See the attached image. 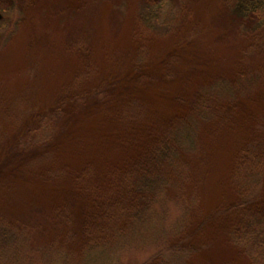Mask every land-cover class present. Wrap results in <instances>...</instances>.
Wrapping results in <instances>:
<instances>
[{
    "label": "rangeland",
    "instance_id": "obj_1",
    "mask_svg": "<svg viewBox=\"0 0 264 264\" xmlns=\"http://www.w3.org/2000/svg\"><path fill=\"white\" fill-rule=\"evenodd\" d=\"M235 4L0 0V151L21 143L28 162L38 166L36 180L0 176V213L30 224L34 242L71 251L78 260L88 244L128 245L113 231L128 236L129 211L145 204L131 190L142 173L139 160L189 117L191 105L200 102L199 89L252 75L257 82L251 95L209 103L217 116L199 128L195 156L181 155L183 179L170 166L161 169L171 185L165 199L152 205L155 218L145 234L129 235L132 247L93 256L94 264H161L163 257H175L168 250L151 259L167 243L199 251L184 264H252L228 238L244 213H218L242 198L235 175L238 165L247 167L239 163L242 148L254 141L264 146V28L254 30L262 12L238 17L231 11ZM91 94L96 96L78 105L69 101ZM54 147L60 157L49 160L54 165L46 172L56 176L43 181H62L58 193L37 180L43 154ZM204 215L209 220L199 229ZM162 229L170 232L165 241Z\"/></svg>",
    "mask_w": 264,
    "mask_h": 264
},
{
    "label": "trees",
    "instance_id": "obj_2",
    "mask_svg": "<svg viewBox=\"0 0 264 264\" xmlns=\"http://www.w3.org/2000/svg\"><path fill=\"white\" fill-rule=\"evenodd\" d=\"M231 11L236 16L244 18L247 17L249 12H262V18L258 21L257 26L254 27V30L264 28V0H236V4ZM244 77L240 76L237 81L230 78H221L217 82L207 86V88L199 89L198 94L200 95V102H198V100L196 104L191 105L189 117L178 123L174 128L168 130L166 135L163 136L161 145H158L153 152H146L144 158L139 160L143 168L142 173L136 175L133 178L134 180L131 181V190L136 194H140L141 200H143L145 204L140 209L129 211V223H131L129 235L137 234L136 236H131L132 238L129 237V239L133 240L138 235L143 236L145 234L146 227L149 223H152L155 218L152 209L153 206L158 203V201H163V199H165L164 189L171 185V180L166 176L167 174L165 175L166 171H162L161 169L170 166L177 171L180 180L183 179L182 176L184 175V171L181 165L184 163L180 161L181 155L187 156L188 158L192 155L195 156L198 150L197 141L199 138V128L205 123H209L210 120H215L217 116L216 112L211 111L209 107V103L212 102L211 100L216 99L219 101L220 99H227L238 101L240 97L251 95L248 91L251 89L254 90L257 77L252 75ZM93 96L96 95L91 94V96L89 95L87 98L79 97L70 99L69 101L73 105H78L85 100L92 99ZM259 129L264 131V127H259ZM9 144L10 143H7L5 150L0 151V176L4 177L1 181L7 180V178L10 177H14L16 180L19 178V180L22 181L26 180V177L30 179L34 176L37 177L34 170L37 169L38 166L28 162V159L31 158L29 157L30 154L21 150L24 148H21V143L17 144L15 147L14 144ZM263 147V145L261 146L254 141L242 148V155L239 163L242 165L245 164L247 167L241 168L238 165L235 174L237 177L236 183L237 186H239L238 191L242 198L231 208L224 209L223 212H218L224 217H228V215L232 214L234 211L244 213L240 216L239 220L237 219L238 221L232 227V230L229 231L228 238L230 240L229 243L235 250L249 256L248 258L252 264H264V206L262 208L254 206L255 203L264 202V199L261 200L260 195L263 175L257 169L261 159L260 151L264 152ZM54 148L55 152H46L43 154L45 155L43 157L46 159V163L44 167L41 166V175L37 180L44 183L46 190L58 193L65 185L62 181L58 182L52 179L43 181L44 176L47 179L56 176V172L53 170L46 172L48 170L47 168L54 165L49 162V160L53 158L57 161L58 156L60 157V155L56 153L57 147ZM11 181L14 182L13 180ZM44 186L42 187L44 188ZM41 192L40 194L45 196L44 191ZM28 193L32 195L31 192ZM37 196L39 197V195ZM174 201L178 204L180 203L178 200ZM7 202H4L2 205L8 206ZM24 204L27 210L30 211L31 205L26 202H24ZM21 208L24 207L22 206ZM246 209H251V212H245ZM8 212L10 213L11 210ZM188 216L189 212L187 210L181 214L179 220L182 222V227L187 225L185 219H187ZM208 216L209 215H204V220L201 222L199 229L209 220L207 218ZM21 221H24V219ZM32 230L33 227H31L30 224L26 222L20 224L16 223L7 217V214L3 212L2 214L0 213V264H77L78 261L81 262L80 264H94L95 261L93 256L98 251H101L100 253L103 255L108 249L115 251L117 248L132 247L129 240L127 241L129 235L124 236L117 231H113L114 237H118V239L121 238L120 240H124L125 244L128 245L116 244L117 246H115L110 242L88 244L85 252H82V258L78 260L76 255L74 256L71 251L63 248L61 249L60 247L58 248L57 246L50 247L49 244L44 242L42 244L34 242ZM160 232L161 238L165 241L170 232L165 229L160 230ZM75 243L74 240L68 246L74 247ZM78 246L82 247L81 240ZM168 250L175 253V257L170 260H167L164 253ZM194 253H199V251L185 250L182 246L178 245L169 247L166 243V245H163L153 257L151 256V259L158 255H160V257L163 255L165 257H163L161 264H184L187 257ZM150 261H146L143 264L150 263Z\"/></svg>",
    "mask_w": 264,
    "mask_h": 264
},
{
    "label": "water",
    "instance_id": "obj_3",
    "mask_svg": "<svg viewBox=\"0 0 264 264\" xmlns=\"http://www.w3.org/2000/svg\"><path fill=\"white\" fill-rule=\"evenodd\" d=\"M2 18V14L0 13V19Z\"/></svg>",
    "mask_w": 264,
    "mask_h": 264
}]
</instances>
